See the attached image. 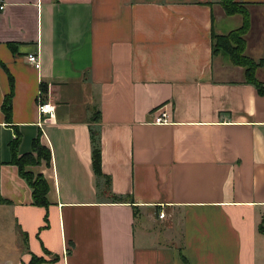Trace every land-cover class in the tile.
<instances>
[{
	"label": "crops",
	"instance_id": "obj_1",
	"mask_svg": "<svg viewBox=\"0 0 264 264\" xmlns=\"http://www.w3.org/2000/svg\"><path fill=\"white\" fill-rule=\"evenodd\" d=\"M222 1L0 0V213L24 240L15 264H264V94L214 52L244 24ZM237 1L264 85V0ZM16 160L46 182V206Z\"/></svg>",
	"mask_w": 264,
	"mask_h": 264
},
{
	"label": "trees",
	"instance_id": "obj_2",
	"mask_svg": "<svg viewBox=\"0 0 264 264\" xmlns=\"http://www.w3.org/2000/svg\"><path fill=\"white\" fill-rule=\"evenodd\" d=\"M240 5V4H239ZM222 6L226 13L230 16L241 14L244 17V24L243 27L237 31L230 33L227 36H216L214 37V52L223 51L225 52L231 62L236 66H242L246 69V78L247 82L256 86L258 91L264 94V85L260 83L255 78V71L258 67V64L250 69V62L254 64L249 58L244 55L245 50V39L244 36L247 34L249 30V13L248 11L242 6L238 7L236 5L235 0H223ZM216 41L219 42L218 50L216 51ZM221 43V44H220ZM263 65L264 63H259ZM3 110L6 115L7 119L11 117V95H9L3 105ZM19 144V137L11 144L12 149L15 151ZM92 145H93V164L94 169L98 176H102L101 171V159H100V142H99V135L97 132H92ZM17 164L21 165V173L22 176L28 181L30 186H32L34 190V201L37 205L46 206V199L45 193L47 189V184L43 178L39 177L37 179H33L32 175L26 174L23 171L22 163L20 160H16ZM43 262L42 259L33 258L30 264H41Z\"/></svg>",
	"mask_w": 264,
	"mask_h": 264
},
{
	"label": "rangeland",
	"instance_id": "obj_3",
	"mask_svg": "<svg viewBox=\"0 0 264 264\" xmlns=\"http://www.w3.org/2000/svg\"><path fill=\"white\" fill-rule=\"evenodd\" d=\"M235 3L238 7H241V4L237 0H235ZM218 46L219 42L216 41V51L219 49ZM250 60L254 63L252 64L250 62V69L252 70V67H254L255 64L257 65V62L252 59ZM261 62L264 63V60ZM24 251L25 245L23 237L14 227L2 221L0 213V264H15L16 257ZM19 259L20 258L16 259V262H18Z\"/></svg>",
	"mask_w": 264,
	"mask_h": 264
},
{
	"label": "built area",
	"instance_id": "obj_4",
	"mask_svg": "<svg viewBox=\"0 0 264 264\" xmlns=\"http://www.w3.org/2000/svg\"><path fill=\"white\" fill-rule=\"evenodd\" d=\"M5 5L0 2V11H4ZM27 60L30 64H32L37 70H40L41 63L39 60V52L36 55H28ZM38 113L40 118L46 117L47 120H53L55 118V106L50 103H42L40 102L38 105ZM155 123L157 124H166L168 123V115L166 113H162L156 118ZM39 126H43V120L40 121ZM164 214H160V218H164Z\"/></svg>",
	"mask_w": 264,
	"mask_h": 264
}]
</instances>
